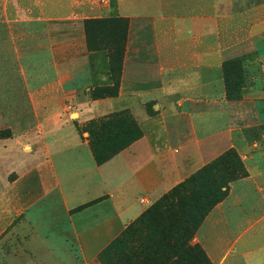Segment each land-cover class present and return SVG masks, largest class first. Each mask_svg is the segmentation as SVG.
<instances>
[{"label":"crops","instance_id":"obj_1","mask_svg":"<svg viewBox=\"0 0 264 264\" xmlns=\"http://www.w3.org/2000/svg\"><path fill=\"white\" fill-rule=\"evenodd\" d=\"M251 1L7 0L0 128L13 135L0 138V187L13 166L47 164L44 179L65 197L89 263L217 150L235 148L248 176L230 184L194 241L212 264H264V145L248 126H233L224 84L226 54L264 36V0ZM104 18L129 21L127 53L118 94L93 99L84 75L72 70L89 54L85 21ZM260 94L251 85L248 97ZM70 108L77 121L68 118ZM124 111L140 136L100 164L90 134L78 128Z\"/></svg>","mask_w":264,"mask_h":264},{"label":"rangeland","instance_id":"obj_2","mask_svg":"<svg viewBox=\"0 0 264 264\" xmlns=\"http://www.w3.org/2000/svg\"><path fill=\"white\" fill-rule=\"evenodd\" d=\"M6 1L0 0V24L4 19ZM251 2L250 6L256 0ZM54 8L48 4L45 11L50 12ZM104 19H92L101 22L88 24L87 29L91 33L85 32L83 41L89 54L79 60L82 67L75 66L72 70L75 75H84L83 85L90 88L86 93L93 99L112 96L115 92L118 94L122 77L119 64L124 63L127 53L129 21ZM97 66L103 68H95ZM224 84L226 95L228 90L231 96L236 97L227 98L232 105L233 126H248L264 145V36L244 42L226 54ZM251 85L258 86L260 100L248 97ZM55 105L67 107L70 101H59ZM67 113L69 119H79L77 109H67ZM118 117L96 120L98 126L91 127L89 123L78 128L82 136L91 129L101 133L99 141L92 145L98 162L112 157L138 135L129 117ZM103 122L115 127L107 126L103 130ZM12 135L9 129L0 128V138ZM25 151L29 152V149ZM241 163L248 176L235 148L227 146L217 150L216 157L207 164L211 166L202 168L195 178L186 180L177 193L166 194L174 206L165 210L152 204L148 208L150 213L146 225L138 221L132 223L129 238L123 245L110 249V244L89 263L81 259L65 197L55 180L50 177L44 179L45 175L49 176L48 165L29 162L13 166L4 172L0 187V264H209L203 246L194 238L210 212L227 197L210 210L213 203L205 194L223 185H228L229 189L231 183L242 179L239 177L243 173ZM122 237L123 234L118 241Z\"/></svg>","mask_w":264,"mask_h":264},{"label":"trees","instance_id":"obj_3","mask_svg":"<svg viewBox=\"0 0 264 264\" xmlns=\"http://www.w3.org/2000/svg\"><path fill=\"white\" fill-rule=\"evenodd\" d=\"M121 19V18H120ZM103 21H106V22H108V21H110V19H104ZM99 23V22H101V20H92V19H88V20H86L85 21V28H86V33L87 34H89V33H91V32H89V29H87V26H88V24H90V23ZM119 50L117 49L116 50V52H118ZM119 67L120 68H122L123 67V62L121 63V64H119ZM225 83L227 84V79H226V77H225ZM117 88H119V84H117ZM114 95H117V93L115 92L114 94H112V96H114ZM227 98L228 99H236V97H233V96H231L230 95V92L227 90ZM114 116V119L115 118H120V117H118V116H124V117H129V119L133 122V124H135V130L137 131V137L134 139V140H136V139H138L139 138V136H140V133H139V131H138V126H137V124H136V122L132 119V117H131V115L129 114V112L128 111H124V112H120V113H117V114H113V115H111V116H109L108 118H110V117H113ZM108 118H105L106 120L108 119ZM117 123H119V120H115ZM96 123H98L97 121L95 122V121H92L91 122V124H90V126L91 127H94V125H96ZM100 123V122H99ZM103 123H105L104 125H103V130H105V129H107V126H112V127H115V126H113V125H111V123H106V122H103ZM113 124V123H112ZM115 124V123H114ZM116 125V124H115ZM96 126H98V125H96ZM89 134H90V140H91V146L94 144V142L95 141H99V139H100V137H99V135H101V133H99L98 131H93L92 129L90 130V132H89ZM134 140H132L131 142H133ZM130 142V143H131ZM129 143V144H130ZM128 144V145H129ZM128 145H124L123 147H122V149H124L126 146H128ZM122 149H120V151L122 150ZM120 151H118V152H120ZM117 152V153H118ZM116 153V154H117ZM116 154H114V155H116ZM237 154V153H236ZM113 155V156H114ZM112 156V157H113ZM237 156H238V154H237ZM96 157V156H95ZM112 157H110L109 159H111ZM109 159H107V160H109ZM106 160V161H107ZM106 161H103V162H98V163H100V164H102V163H104V162H106ZM242 164V163H241ZM208 166H211V164H209V165H207V166H205L203 169H205V168H207ZM242 170H243V173L242 174H240L239 175V177L240 178H243V177H246V175H247V172H246V170H244V166H243V164H242ZM203 169H201L200 171H198L197 173H195L193 176H191L189 179H187V180H190V179H192V178H195L198 174H200L201 173V171L203 170ZM239 177H237V178H239ZM185 182H187V181H184L183 183H181L180 185H178L177 187H175L174 189H172L171 191H170V193H177V190L179 189V188H181L182 186H184V184H185ZM229 184V183H228ZM228 185L226 186V185H223L222 187H219V188H217V189H215V190H212V191H210V192H208L207 194H205V197L211 202V203H213L212 205H211V207H210V210L213 208V206L214 205H216L217 203H219V202H221V201H223L226 197H227V195H228ZM170 193H167V194H170ZM168 196L169 195H164L161 199H159L155 204L156 205H158L159 207H162V208H164L165 210L166 209H168V206H174V202H173V200L172 201H170L169 202V200H168ZM179 198V197H178ZM155 205V206H156ZM150 213V211H149V209L147 210V211H145L144 213H143V215L140 217V218H138L135 222H141V224L142 225H146L147 224V216H148V214ZM134 222V223H135ZM132 226V224L131 225H129L123 232H122V234H123V237H122V239L120 240V241H118V238L122 235H120L119 237H117L112 243H111V245L110 246H112L110 249H116V248H118L120 245H123L127 240H128V238H129V227H131ZM109 246V245H108ZM107 246V247H108ZM107 252V251H106ZM209 262V261H208ZM209 264H210V262H209Z\"/></svg>","mask_w":264,"mask_h":264}]
</instances>
